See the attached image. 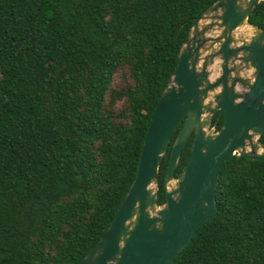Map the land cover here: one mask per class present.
<instances>
[{"label":"trees","instance_id":"16d2710c","mask_svg":"<svg viewBox=\"0 0 264 264\" xmlns=\"http://www.w3.org/2000/svg\"><path fill=\"white\" fill-rule=\"evenodd\" d=\"M217 2L0 0V264L83 260L136 178L190 29ZM250 22L264 28V0ZM216 198L174 264H264V162L235 155Z\"/></svg>","mask_w":264,"mask_h":264},{"label":"water","instance_id":"95a60500","mask_svg":"<svg viewBox=\"0 0 264 264\" xmlns=\"http://www.w3.org/2000/svg\"><path fill=\"white\" fill-rule=\"evenodd\" d=\"M261 1L221 0L196 19L153 113L136 178L79 264H174L217 214L224 164L235 155L264 162L258 151L264 147V28L250 22ZM193 133L190 157L176 178ZM170 147L166 202L159 205L158 174Z\"/></svg>","mask_w":264,"mask_h":264},{"label":"clouds","instance_id":"9594fccd","mask_svg":"<svg viewBox=\"0 0 264 264\" xmlns=\"http://www.w3.org/2000/svg\"><path fill=\"white\" fill-rule=\"evenodd\" d=\"M250 31V30H249ZM241 75L243 76L244 75V73L243 72H241ZM258 151H260V152H264V147H261V148H259L258 149Z\"/></svg>","mask_w":264,"mask_h":264},{"label":"rangeland","instance_id":"374dc122","mask_svg":"<svg viewBox=\"0 0 264 264\" xmlns=\"http://www.w3.org/2000/svg\"><path fill=\"white\" fill-rule=\"evenodd\" d=\"M249 30H250V29H249L248 27H245L243 31H244L245 33H247V32H250Z\"/></svg>","mask_w":264,"mask_h":264},{"label":"flooded vegetation","instance_id":"af4514ba","mask_svg":"<svg viewBox=\"0 0 264 264\" xmlns=\"http://www.w3.org/2000/svg\"><path fill=\"white\" fill-rule=\"evenodd\" d=\"M215 116H217V114H216ZM222 118H223V120H224V116H222L221 119H222ZM221 119H220V120H221ZM220 120H219V121H220Z\"/></svg>","mask_w":264,"mask_h":264}]
</instances>
